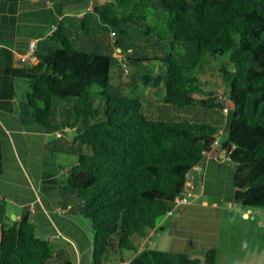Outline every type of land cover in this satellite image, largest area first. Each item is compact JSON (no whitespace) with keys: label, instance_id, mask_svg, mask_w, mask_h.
Returning a JSON list of instances; mask_svg holds the SVG:
<instances>
[{"label":"trees","instance_id":"1","mask_svg":"<svg viewBox=\"0 0 264 264\" xmlns=\"http://www.w3.org/2000/svg\"><path fill=\"white\" fill-rule=\"evenodd\" d=\"M93 11L116 34L122 76L133 64L161 61L166 74L155 84L164 87L165 105L199 107L214 116L228 109L224 142L211 117L148 118L139 99L109 94L113 50H84L81 39L61 27L47 38L55 45L49 56L13 70L28 85L27 105L36 123L55 132L78 127L73 141L87 152L69 170L64 189L77 194L81 215L91 223L94 264L135 250L133 237L156 229L184 192L187 175L216 148L217 135L218 148L231 152L235 166L234 201L264 209V0H110ZM137 40L145 45L137 47ZM167 42L197 59H178ZM207 57L216 79L196 72ZM131 74L129 69L126 76ZM54 99L74 100L69 116L55 123ZM52 255L49 240L37 236L27 216L7 223L0 212V264H49ZM217 257L213 249L189 264H216Z\"/></svg>","mask_w":264,"mask_h":264},{"label":"crops","instance_id":"2","mask_svg":"<svg viewBox=\"0 0 264 264\" xmlns=\"http://www.w3.org/2000/svg\"><path fill=\"white\" fill-rule=\"evenodd\" d=\"M108 1L0 0V212L7 223L27 216L37 236L49 240L52 264H94L93 235L83 221L82 202L75 192L64 189L69 170L87 150L73 141L78 127L57 138L58 131L33 120L25 95L19 96V89L25 86L27 93L28 85L15 78L13 70L27 69L49 56L55 45L47 38L59 27L64 34L80 38L84 50H113L117 57L121 49L115 46L113 30L93 11ZM33 41L37 61L30 65L21 56L28 54ZM68 102L62 106L64 115L74 100ZM162 110L153 105L157 114ZM209 117L221 126L223 136L227 116L209 113ZM221 152H210L201 162L202 170L193 173L202 183H195V197L189 203L174 206L152 233L134 236L135 250L118 252L103 264H189V260L203 261L213 249L218 251L216 264H246L244 246L231 250L229 242L223 247L222 240L230 232V222L240 215L249 221L260 210L232 207L235 166L221 158ZM61 155H74L75 160L61 162ZM59 209L66 213L60 214Z\"/></svg>","mask_w":264,"mask_h":264},{"label":"rangeland","instance_id":"3","mask_svg":"<svg viewBox=\"0 0 264 264\" xmlns=\"http://www.w3.org/2000/svg\"><path fill=\"white\" fill-rule=\"evenodd\" d=\"M128 31L130 33H136L138 30L135 27H129ZM137 47L144 46L145 43L137 40L135 42ZM147 44H151L147 41ZM167 49L171 50L175 57L178 59H192L196 60V56L189 55L182 46L178 43L171 44L167 42ZM152 46V45H151ZM110 49L113 48V43L109 44ZM159 50V49H157ZM150 52V51H149ZM124 56H121L123 59ZM139 58V57H138ZM141 58V57H140ZM151 56H147L142 59H150ZM208 58V57H207ZM201 58L203 63L198 65L196 72L199 76L205 79H216L217 70L215 64L208 58ZM116 62L113 65L111 78H112V91L110 95H123L133 99H139L143 103V113L148 118L167 120V121H177L184 117L206 119L209 117L208 114L204 113L201 109L198 108H178L167 106L162 101V96L164 92L163 85L156 87V78L157 76H165L166 74V63L161 61H145L142 65L139 63L133 64L129 69L131 70V75L122 76V63L119 59L115 60ZM217 61V60H216ZM225 61V58H221L217 61L216 66H220L219 63ZM128 69V70H129ZM143 77H150L151 79L146 82L143 80ZM212 86L211 83L208 84ZM220 86V85H219ZM25 86L19 89V96L25 95L24 103H27V97L25 92ZM69 100H60L54 99L53 103V117L52 122L55 123L56 119H64L69 116L70 112L67 111L66 115L62 113V106L68 104ZM99 101H103L100 99ZM153 105L162 106L163 110L159 114L157 111H153ZM72 106H70L71 109ZM198 110L197 115L195 112ZM201 111V112H199ZM215 112V111H214ZM210 118V117H209ZM90 122V121H89ZM74 135V133H73ZM223 142L228 139V129L226 128L223 136L221 137ZM61 141H66L62 139ZM75 147V145H71ZM70 146V147H71ZM61 162L72 163L75 160L74 155H61ZM78 203V202H77ZM80 205V202L78 203ZM255 214L251 216V220L244 221L239 216L234 222H230L228 225L230 227V232L227 235V238H223L222 245L225 247V243L229 242L231 250H234L235 247L239 249L240 245H243V254L246 257V264H264V209L259 212H254ZM241 214V213H240ZM230 218V217H229ZM83 221L88 223L91 227V223L88 219L83 218ZM227 224V222H226ZM244 231V232H242ZM225 250H228L225 248ZM49 264H52L49 262Z\"/></svg>","mask_w":264,"mask_h":264},{"label":"built area","instance_id":"4","mask_svg":"<svg viewBox=\"0 0 264 264\" xmlns=\"http://www.w3.org/2000/svg\"><path fill=\"white\" fill-rule=\"evenodd\" d=\"M111 36L113 39H116V34L115 32H112L111 33ZM35 48H36V43L33 41L31 42L30 46H29V52L28 54L26 55H22L21 56V61L22 62H27L29 63L30 65H32L35 61H37L36 57H35ZM117 59H119L121 61V63H124V60L121 58V57H117ZM33 66V65H32ZM31 67V66H30ZM128 69L125 70V73H128ZM225 115L228 114V109H225L224 112H223ZM71 131V128L70 127H67V128H64V129H61L59 130L57 133H56V137L57 138H62L64 137V135L66 133H69ZM219 140H220V136L217 135L216 136V141H215V146L216 148H214L211 152L214 153V150H222L221 148H218L219 146ZM210 153V152H209ZM208 153V154H209ZM223 157V159L225 160H230V154L231 152H226L225 150H223V152H221ZM207 154V155H208ZM216 154V153H214ZM217 155V154H216ZM202 170V167H201V163L194 166L192 171L187 175V180H186V184H185V188H184V192L182 193L181 196L177 197L175 199V206L178 205V204H185V203H189L190 200L192 198L195 197V183L197 182L199 185H201L202 183V180L200 178L196 179L194 176H193V173L194 172H200ZM60 214H65L66 211L63 210V209H59L58 211ZM154 230L151 231V233L153 232ZM120 264H125V263H120Z\"/></svg>","mask_w":264,"mask_h":264},{"label":"water","instance_id":"5","mask_svg":"<svg viewBox=\"0 0 264 264\" xmlns=\"http://www.w3.org/2000/svg\"><path fill=\"white\" fill-rule=\"evenodd\" d=\"M232 207H233V208H238L239 210L244 208V206H243V205H241V204H238V203H235V204H233V206H232ZM231 212L233 213V211H232V210H231Z\"/></svg>","mask_w":264,"mask_h":264}]
</instances>
